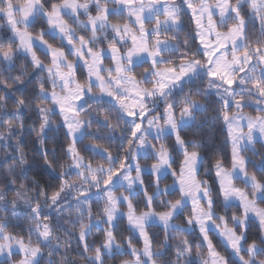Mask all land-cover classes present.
I'll return each instance as SVG.
<instances>
[{
  "label": "snow or ice",
  "instance_id": "obj_1",
  "mask_svg": "<svg viewBox=\"0 0 264 264\" xmlns=\"http://www.w3.org/2000/svg\"><path fill=\"white\" fill-rule=\"evenodd\" d=\"M0 21V264H264V0H0Z\"/></svg>",
  "mask_w": 264,
  "mask_h": 264
},
{
  "label": "trees",
  "instance_id": "obj_2",
  "mask_svg": "<svg viewBox=\"0 0 264 264\" xmlns=\"http://www.w3.org/2000/svg\"><path fill=\"white\" fill-rule=\"evenodd\" d=\"M177 2H179V0H177ZM110 6H111V5H110ZM183 19L185 20V22H187L188 17H187V16H184ZM41 23H42V22H39V21H38V24H41ZM0 24H3V21H0ZM31 30H32L33 32H35V31L38 30V28H33V29H31ZM6 32H7V29H6V28H0V35H3V34L6 33ZM46 38H49V37H46ZM50 42H53V41L50 40ZM54 43H56L57 45H59L60 42L57 40V41H54ZM101 46L103 47L104 45H101ZM66 51H67V49H66ZM70 58H71V57H70ZM106 63H108L107 60H106ZM137 71H138V72H139V71H143V69L140 68V69H138ZM30 75H31V69H30ZM78 75H80V72H78ZM245 112H246V113H252V109H251V108H247V109H245ZM253 114H254V113H253ZM209 115H211V113H209ZM35 119H36V118H35L34 113L29 112V113H28V116H27L26 119H25V125L27 126V125L33 123V121H35ZM209 127H210V126H209ZM197 138H199V137H197ZM58 139H59V140H63V135H62V133L58 134ZM33 140H34V137H33V138H25V139H24V143H25V145H26V147H25V151L29 153V156H30V157H31V155H32ZM224 141H225V135H224V132H223L222 130H217V131L215 132V144L217 145V150L220 151V153L226 157V163H227V162H228V159H230V146H225V145H224ZM87 142H89V143H100L101 145H103V146H105V147L108 146L107 141H87ZM48 146H49V147H52L53 144H49ZM256 147H257V149H260V148H261L260 143H257ZM112 151H113L114 154H115L116 149L113 148ZM86 155H87V154H86ZM88 158H89L90 160H92L93 164H95V163H97V162L103 163V160L100 159L99 157L88 156ZM145 163H151V161H147V162H146V161H143V160L141 161V164H142V165L145 164ZM174 167H175V165H174ZM250 170H251V168H250ZM44 176H45V178H46L47 174L45 173ZM146 179H147V175H146ZM209 179H210V178H209ZM171 182H172V178H171V177H169V178L165 181V183H168V184H170ZM238 186H241V187H242L243 185L238 184ZM233 211H235V209H233ZM177 222L179 223L180 221H177ZM121 231L124 233V235H127V234H128L127 231H126V221H123V222H122V225H121ZM151 231H152V232H155V233H160V231H161V227H159V226H158V227L154 226V227L152 228ZM255 231H256V229H255V227H254V228H253V232L255 233ZM211 235H212V238H213L214 243H219L220 246L223 247V241L220 240V238L216 235V233H215V232H211ZM93 238H94V239H97V240H99V239L101 238V233L99 232V230H97V231H95V232L93 233ZM117 238H118V239L120 238L119 235H118ZM253 238H254V237H253ZM81 264H83V262H81ZM109 264H112V262H109Z\"/></svg>",
  "mask_w": 264,
  "mask_h": 264
},
{
  "label": "rangeland",
  "instance_id": "obj_3",
  "mask_svg": "<svg viewBox=\"0 0 264 264\" xmlns=\"http://www.w3.org/2000/svg\"><path fill=\"white\" fill-rule=\"evenodd\" d=\"M105 64H107L106 61H105ZM146 175H147V170H146ZM123 210H124V209H122V211H123ZM158 226H159V225H157L156 227H158ZM159 227H160V226H159ZM212 232H215V230L213 229Z\"/></svg>",
  "mask_w": 264,
  "mask_h": 264
}]
</instances>
